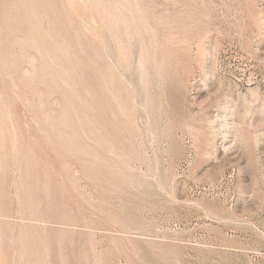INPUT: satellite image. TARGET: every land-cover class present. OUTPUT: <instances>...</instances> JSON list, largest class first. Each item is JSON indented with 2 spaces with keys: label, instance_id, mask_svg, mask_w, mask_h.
<instances>
[{
  "label": "rangeland",
  "instance_id": "1",
  "mask_svg": "<svg viewBox=\"0 0 264 264\" xmlns=\"http://www.w3.org/2000/svg\"><path fill=\"white\" fill-rule=\"evenodd\" d=\"M0 264H264V0H0Z\"/></svg>",
  "mask_w": 264,
  "mask_h": 264
}]
</instances>
